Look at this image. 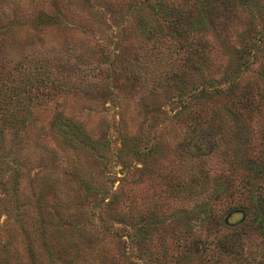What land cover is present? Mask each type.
Returning <instances> with one entry per match:
<instances>
[{
  "label": "rangeland",
  "instance_id": "rangeland-1",
  "mask_svg": "<svg viewBox=\"0 0 264 264\" xmlns=\"http://www.w3.org/2000/svg\"><path fill=\"white\" fill-rule=\"evenodd\" d=\"M144 2L0 0V89L31 75L38 52L92 50L75 62L106 71L132 57L142 44L133 21L147 15ZM49 64L59 74L66 70ZM99 75L96 91L46 95L44 87L21 109L6 103L0 264H213L233 228L249 216L260 220L264 176L246 159L264 134L224 142L216 126L187 125L184 113L175 114L172 90L142 99L126 83L112 97L100 90L113 82ZM69 120L77 123L71 135ZM200 171L208 172L207 182L190 181ZM254 226L232 240L239 246L228 256L242 253L237 264H248L258 247L264 257V227Z\"/></svg>",
  "mask_w": 264,
  "mask_h": 264
},
{
  "label": "trees",
  "instance_id": "trees-1",
  "mask_svg": "<svg viewBox=\"0 0 264 264\" xmlns=\"http://www.w3.org/2000/svg\"><path fill=\"white\" fill-rule=\"evenodd\" d=\"M144 3L147 15L133 21L142 34L139 38L142 46L137 44L132 48V57L115 59L106 71L96 66L80 68L77 65L75 61L88 60L92 50L71 51V47L66 57H49L38 52L34 58L38 64L34 65L31 75L24 74L23 79L7 90L0 89V116L8 110L7 102L13 101L14 109H21L35 91L43 95L38 92L40 88H49L46 95L96 91V78L102 74V79L113 83L108 85L110 90L100 91L112 97L120 94L126 83L138 87L142 99L147 93L169 94L168 90H172L171 101L178 106L174 113H184L187 125L216 126L224 142L228 138L245 140L254 130L264 134V0H146ZM50 59L65 67V72L59 74L56 67L50 66ZM22 65L23 60L16 67ZM68 122L70 134L72 127L77 129V123ZM251 147L257 151L250 148L253 154L246 159L250 163L247 167L252 165L264 176V139L260 138ZM189 176L190 181L198 178L203 183L207 182L208 172ZM181 183L186 196L193 195L192 185ZM258 209L259 221L249 216L241 227L232 229L233 237L228 236L229 240L226 237L218 244L219 251L223 249V252H217L213 264H237L242 253L238 258L228 256L233 246H239L233 245L232 240L239 239L247 226L264 227V199L258 203ZM133 237L138 238V233ZM251 255L248 264L264 263L260 247ZM244 262L247 264L246 258Z\"/></svg>",
  "mask_w": 264,
  "mask_h": 264
}]
</instances>
